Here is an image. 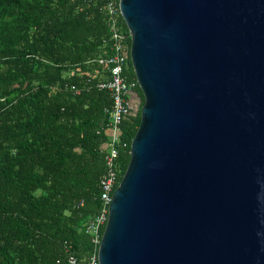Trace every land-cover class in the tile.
Listing matches in <instances>:
<instances>
[{
  "label": "water",
  "instance_id": "obj_1",
  "mask_svg": "<svg viewBox=\"0 0 264 264\" xmlns=\"http://www.w3.org/2000/svg\"><path fill=\"white\" fill-rule=\"evenodd\" d=\"M142 91L98 264H264V0H119Z\"/></svg>",
  "mask_w": 264,
  "mask_h": 264
},
{
  "label": "trees",
  "instance_id": "obj_2",
  "mask_svg": "<svg viewBox=\"0 0 264 264\" xmlns=\"http://www.w3.org/2000/svg\"><path fill=\"white\" fill-rule=\"evenodd\" d=\"M111 55L101 0H0V264L97 257L87 228L101 210ZM122 76L137 105L120 126L119 183L144 104L129 54Z\"/></svg>",
  "mask_w": 264,
  "mask_h": 264
},
{
  "label": "built area",
  "instance_id": "obj_3",
  "mask_svg": "<svg viewBox=\"0 0 264 264\" xmlns=\"http://www.w3.org/2000/svg\"><path fill=\"white\" fill-rule=\"evenodd\" d=\"M104 10L110 22L112 55L107 60H101L100 63H107L110 66L108 80L101 82L98 87L107 90L110 93L112 104L109 111V143L106 147L105 155V173L100 179L101 188V210L93 221L90 222L87 230L93 235V242L100 244V231L106 225L108 220L109 205L112 201V195L119 185V168L116 165L118 159L117 144L119 143L120 126L123 120L131 111V95L133 93V84L127 83L123 76V69L128 60L130 49L127 40L131 42V36L122 34L120 30L123 20L118 0H101ZM88 264H98V258L92 256Z\"/></svg>",
  "mask_w": 264,
  "mask_h": 264
},
{
  "label": "flooded vegetation",
  "instance_id": "obj_4",
  "mask_svg": "<svg viewBox=\"0 0 264 264\" xmlns=\"http://www.w3.org/2000/svg\"><path fill=\"white\" fill-rule=\"evenodd\" d=\"M136 97L135 96H133V98H132V101H131V106H132V108H134L135 107V105H136Z\"/></svg>",
  "mask_w": 264,
  "mask_h": 264
},
{
  "label": "rangeland",
  "instance_id": "obj_5",
  "mask_svg": "<svg viewBox=\"0 0 264 264\" xmlns=\"http://www.w3.org/2000/svg\"><path fill=\"white\" fill-rule=\"evenodd\" d=\"M136 103H137V100H136ZM137 105V104H136ZM136 105H135V107H136Z\"/></svg>",
  "mask_w": 264,
  "mask_h": 264
}]
</instances>
